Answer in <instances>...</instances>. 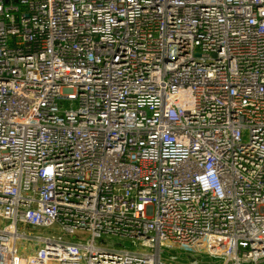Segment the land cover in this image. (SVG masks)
<instances>
[{
    "label": "built area",
    "instance_id": "obj_1",
    "mask_svg": "<svg viewBox=\"0 0 264 264\" xmlns=\"http://www.w3.org/2000/svg\"><path fill=\"white\" fill-rule=\"evenodd\" d=\"M0 264H264V0H0Z\"/></svg>",
    "mask_w": 264,
    "mask_h": 264
}]
</instances>
